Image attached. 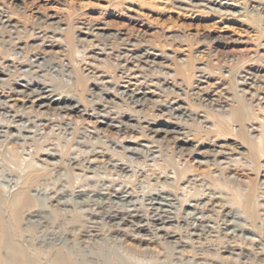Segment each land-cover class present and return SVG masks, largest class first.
I'll return each mask as SVG.
<instances>
[{"label":"rangeland","instance_id":"obj_1","mask_svg":"<svg viewBox=\"0 0 264 264\" xmlns=\"http://www.w3.org/2000/svg\"><path fill=\"white\" fill-rule=\"evenodd\" d=\"M217 1L230 6L0 0V66L8 74L0 103L13 100L26 115L15 125L30 131L0 135V264H55L58 251L76 252L79 264H94L98 253L113 264H264L256 255L264 253V0ZM27 75L121 132L95 134L81 114L32 110L29 95L14 93ZM3 107L0 123L15 115ZM86 157L94 160L88 172L72 165ZM23 189L38 205L17 218L11 203ZM163 190L183 242L156 229L139 235L131 224L115 231L120 220L110 215L138 207L153 218ZM53 198L70 204L55 213ZM33 214L50 224L38 227ZM203 225L207 237H193ZM241 225L252 232L238 234ZM232 234L245 256L220 249Z\"/></svg>","mask_w":264,"mask_h":264},{"label":"bare ground","instance_id":"obj_2","mask_svg":"<svg viewBox=\"0 0 264 264\" xmlns=\"http://www.w3.org/2000/svg\"><path fill=\"white\" fill-rule=\"evenodd\" d=\"M178 1L180 3L181 7H183V6H185V7H200V6L204 7V6H206L207 7V5H204L202 3L203 0H178ZM204 1L206 2V0H204ZM208 1H209L208 4H216V5H220V6H230V4H222V2H218L217 0H208ZM235 8H237V6ZM18 62H19L18 64L20 65L21 62L20 61H18ZM187 69H186V71H187ZM190 69H192V68H190ZM188 72L190 74L189 70H188ZM250 73H253V72H250ZM6 75H8V74L5 72V69H3L0 66V82L6 81L5 79H3L4 76H6ZM21 80L25 81L26 83L21 84V83L17 82V86L18 87L15 88L14 93L15 94H20V95H22V94L23 95H25V94L29 95L31 99H29L28 101L32 104L31 105V109L32 110H36L37 109L36 111H38V110L50 111V110H53V109H57V110H60L62 114L63 113L65 114L64 117H66V116L67 117H74V115L81 114L82 117H84L86 120H88L91 123H93L94 129H95V132H93V133H95V134H97V133H99L101 131H105L106 128H107V130L110 129V128L111 129H119L120 132H121V128H123L122 126L121 127H117V126H114V125L108 124V123L104 124V122L99 120V118L101 116H103V115L100 116L99 114H97L95 112H93L91 114V113L88 112V110L85 107H84V109H81V105H82L81 103L75 102L73 99L69 98V96L68 97L63 96L64 94L63 95L62 94L58 95L56 93V91L53 90V89H49L48 90L47 88H49V86L48 85H44L43 83L38 81L35 77L28 78V75H27V78H21ZM34 86H37V89L34 88L35 89L34 90L33 89ZM28 92H31V93H28ZM109 93H112V92H109ZM123 93H125V92H123ZM132 93H133V95H130V96L136 98L137 94L135 92H132ZM126 94L129 95L128 93H126ZM138 101H140V99H138ZM218 101H220V100H218ZM11 102H13V100H9V101L4 100V102L2 104L0 103L1 108L4 106L3 108L6 109V107H7V109H11V112H15V115L12 116L13 117L12 120H10L8 122L0 123V135L5 134L8 137H23L24 136L25 138H27V134L30 133L29 129H27L23 124L15 125L16 122H17L16 121L17 119H19V121H21V120H23L25 118L26 115H24L22 109L21 110H14L13 109L14 105L11 104ZM175 103H177V102H175ZM238 111H239L238 113L236 112L237 113L236 117L238 118V120L239 119L243 120V118H242L244 116L243 110L241 109V110H238ZM12 128L15 129V131H17V134H13L10 131V130H12ZM110 131H108V132H110ZM153 132H156V131H153ZM45 155L47 156V160H48V158L57 159V155L56 154L46 153ZM92 156H91V158H95V156H97V155H92ZM87 158L88 157L82 159V161H80L78 159L72 160L73 161L72 165H74V164L75 165H79V168H80V166L84 167V165H85L84 169L88 172V170H90L92 165L94 164V160L91 159V158L90 159H87ZM72 161H71V163H72ZM116 167H118V166H116ZM263 168H264V166H263ZM53 169L56 170L55 168H53ZM119 169L122 172H128L130 168H129V166L123 164L122 166L119 167ZM79 170H81V169H79ZM31 180H33V179H31ZM27 184H28V182H27ZM31 184H32V182H31ZM30 186H27V187H30ZM28 190H29V188H28ZM168 193L169 192L167 190H163V191H161V192L156 194V197L152 201V206L149 209V212L152 213L153 216H154L153 218L143 217V215L140 214L138 207H134L132 210H130L127 213H118V214L110 215L109 218L111 219V221L120 220L119 223L115 222V223L112 224V226L115 229V231H117L118 226L131 224V226H133L135 228L136 232L139 235L144 236L145 233L152 232L153 229H156L157 231H159V234L161 232L162 235L164 236V238H166L167 240H171V241H173L175 243L183 242V240H182L181 236L179 235L178 231L177 230L175 231V229L171 225L173 223L178 222V220H177L178 217L173 216L174 213L171 210H168V208H171V204L169 203L170 200H167L166 199L167 197L165 196ZM115 194H116L115 197L119 196V199H121L123 201H128L131 198L130 195L122 196L121 195V191H117V193H115ZM62 195H63V193L60 194V196H62ZM17 196H15L16 197L15 201L11 203L13 208H15V213H17V216H18L17 218L20 217L18 215V213L24 207H26V206L30 207V205L34 204V203H35V207H36V205H38V203L36 201H34L32 199H28L30 197L27 196V192L24 189H23V191H21V193L19 192V195L17 194ZM212 198L213 199H219L218 196H214ZM1 199L2 198H0V205H3L4 204V200H1ZM53 199H55L54 200L55 205H52L55 208L53 212L58 213V214L63 212L65 207H68L69 204H70L69 202H62L60 200V198L59 199L58 198H53ZM185 205L190 206L189 203L185 204ZM212 205H214V204H212ZM33 206H31L30 208L32 209ZM247 206H248V208H247ZM252 206L253 205H252L251 202L247 203V205H246L247 211L250 213V215L248 214L247 217H248V219L251 222L255 219L254 218V214H252L254 212V210H253L254 207L252 208ZM215 207H217V206H215ZM30 208H29V210H31ZM192 214L194 215L193 212L189 213L188 215H192ZM32 216H33L32 218L35 219V221H33V222H35V225H37L38 227L41 224L42 225L43 224L46 225L47 223H48L47 225L50 224L48 222V220H44L45 219L44 217H41V216L38 217L39 216L38 214H33ZM244 218L245 217L243 216V219ZM243 219H242V221H243ZM149 221H153L154 225L152 226V224L149 223ZM173 225H175V224H173ZM42 227H44V226H42ZM205 227L203 225L202 229L194 228V232L192 233V236L193 237H197V239H200V238L205 239L207 237L208 233H209V231H207ZM92 232L93 233L90 234L91 236L97 235V231H92ZM236 232H238V234L241 233V232L242 233L244 232V234L246 232L247 233H251L252 229H250V228H248V227H246L244 225L243 226L241 225V226H237L236 227ZM163 236H161V237H163ZM237 237H238V235L232 234L229 237V239L227 240V243L221 245L220 249L222 250L223 253H229V254H232V255L245 256V252H244L245 248H242L238 244V242L236 241ZM225 238H227V237H225ZM249 242H251V241H249ZM259 247L260 246H258V249H259ZM255 249H257V248H255ZM48 250L50 251V250H52V248H49ZM60 252H62V251H58L55 256L53 255L55 257V261H56L55 264H79L80 263V262L77 261L78 258H76L77 257L76 252L75 253L74 252L66 253V255H63ZM63 253H65V252H63ZM256 255H259V257H260L261 255H264V253L257 250L256 251ZM96 256H97L96 259L99 262L100 261L102 262V263L100 262L101 264H113V262L111 260H109V259H106L104 257L105 255H103L102 253H98V254H96ZM96 259L93 261L94 264L96 262ZM82 261H84V260H82ZM86 261L87 260H85L84 262H86ZM100 263H96V264H100ZM81 264H83V263H81Z\"/></svg>","mask_w":264,"mask_h":264}]
</instances>
